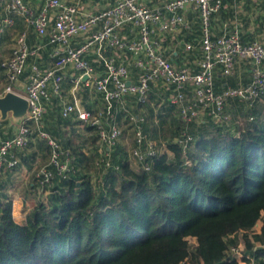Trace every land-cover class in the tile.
Segmentation results:
<instances>
[{
  "label": "trees",
  "instance_id": "1",
  "mask_svg": "<svg viewBox=\"0 0 264 264\" xmlns=\"http://www.w3.org/2000/svg\"><path fill=\"white\" fill-rule=\"evenodd\" d=\"M234 74L216 75V91L238 86ZM132 97L137 106L152 108L150 97L143 103ZM258 99L252 105L229 99L246 109L233 127L229 108L228 125L187 123L176 114L177 137L167 145L171 155L155 147L154 157L134 164L115 153L119 141L101 147L92 126L83 128L93 136L88 154L57 139L74 159L73 169L56 179V191L35 185L41 197L23 222L14 220L12 201L0 197V264H238L231 249L240 238L243 260L264 264V119ZM137 115L148 133L147 116ZM69 117L60 115V122ZM28 146L14 150L18 163L8 171L19 167L18 154ZM93 162L94 172L87 168Z\"/></svg>",
  "mask_w": 264,
  "mask_h": 264
},
{
  "label": "built area",
  "instance_id": "2",
  "mask_svg": "<svg viewBox=\"0 0 264 264\" xmlns=\"http://www.w3.org/2000/svg\"><path fill=\"white\" fill-rule=\"evenodd\" d=\"M82 2L44 0L40 11L34 13L24 0H8L6 14L0 19V35L14 25V15H22L33 24L42 44L30 46L27 33L22 31L16 35L10 55L0 62L6 74L0 95L15 91L17 81L25 76L22 95L28 100L27 114L15 126L14 133L8 137L0 135V184L4 168L12 169L18 163L14 150L29 145L33 130L49 147L48 161L34 172V183L40 191H56V179L73 169V153L40 126L44 102L54 95L61 96L65 80L72 82L74 89L81 84L92 87L102 97L103 104L94 109L82 107L75 99L65 102L60 107V115H75L81 126L94 127L100 146L106 149L114 146L122 136V129L115 120V109L127 96H135L139 103L149 101L148 93L153 84L162 83L169 88V102L178 108L179 117L187 123L205 118L208 122L228 125L229 99L239 98L252 105L264 94V40L243 41L237 28L224 27L221 34H212L210 19L220 11L222 0H168L161 7L152 8L138 0H112L110 5L95 11H84ZM187 7L196 9L200 18L201 53L194 70L187 64L173 66L161 52L158 40L153 38L161 32L187 26L182 14ZM126 25H130L135 34L130 40L121 36L120 31ZM43 46L50 47L49 67L28 61ZM107 46L130 54L132 65L114 55H105L103 51ZM185 50H192L190 42L185 44ZM92 53L102 65L101 72L94 70L89 59ZM241 62L251 64L249 82L216 91V71L222 76L231 75ZM135 68L138 76L134 81ZM73 72L76 75H72ZM84 75H87L85 79ZM128 116L135 125V145L131 154L144 162L147 157H154L157 149L143 132V117L132 113ZM182 140L178 142L184 141L183 146L186 145ZM185 163H191L188 157ZM109 164L106 160V165ZM144 167L149 169L147 165ZM231 250V257L238 264H254L252 258L249 262L243 260L245 255L239 246Z\"/></svg>",
  "mask_w": 264,
  "mask_h": 264
},
{
  "label": "crops",
  "instance_id": "3",
  "mask_svg": "<svg viewBox=\"0 0 264 264\" xmlns=\"http://www.w3.org/2000/svg\"><path fill=\"white\" fill-rule=\"evenodd\" d=\"M27 6L38 13L44 3V0H24ZM65 2H73V0H63ZM142 4L152 8L161 7L168 0H138ZM112 0H83L82 9L84 11H95L110 5ZM8 3V2H7ZM7 4L0 2V19L6 14ZM182 14L186 21L187 26H178L173 31L161 32L159 35H155L153 38L158 40L160 45V50L167 57L173 66L180 67L183 64H187L191 69H195L196 60L199 58L200 49V18L198 11L192 7H187L182 11ZM211 31L214 36L219 35L223 32L224 27L227 29L237 28L240 33V37L243 41H250L253 38H260L264 40V0H222V7L218 13L211 16L210 19ZM25 31L27 33V42L30 46H35L42 44L41 38L36 35L33 24L28 23L22 15H14V25L6 30L0 35V62L6 59L12 50L15 42L16 35L20 32ZM121 36L126 39H132L135 34L132 32L130 25H126L121 31ZM79 39H76V43ZM44 42V41H43ZM190 42L192 44V50H185V44ZM49 46H43L35 56L29 57V62H36L43 67H49L51 64V59L49 58ZM105 55H114L118 60H124L130 66L133 63L132 57L128 53H123L121 51H115L112 47H106L104 49ZM91 63L96 72L102 71V65L99 62L96 54L92 53L89 56ZM251 64L250 62H241L237 65L235 70V77L239 81V85L247 82L250 78ZM218 71V70H217ZM216 71L217 76H221ZM134 74H132V79L135 81L138 76V70L133 69ZM76 75L75 72L72 75ZM3 76V85L6 83V74L0 69V80ZM226 81L221 84L226 85ZM25 84V76H21L19 81L16 83L14 88L16 92L23 93ZM87 85H79L76 89L73 88L72 82L65 80L62 84L61 96L54 95L51 97L50 101L44 102V112L40 122V126L53 138L60 139L63 138L70 143L72 147L80 146V149L88 154L92 150V139L90 138V133L83 129L80 121L75 115H70L66 123L60 122V107L63 103L75 99L82 107L86 109H94L103 104L102 97L100 94L93 90L94 96L85 94L83 100H81V95L79 93L84 91ZM1 87V88H2ZM169 88H167L162 83H156L151 85L149 90V97L153 94L157 99L158 103L153 106L154 110L158 108L163 110L166 108V101L168 100ZM85 93V92H84ZM167 93V94H166ZM167 95V97H166ZM83 97V96H82ZM150 102V101H149ZM131 108L132 105H129ZM177 114H178V108ZM119 110H115L116 112ZM136 115L138 113H135ZM205 120L202 118L200 121ZM0 128V135L3 137L11 136L15 131V126L17 124L12 123L9 119ZM86 126V125H85ZM31 136V142L28 148L20 151L18 154V159L20 165L13 171H8L6 168L3 170V186L0 190V197L4 200L10 199L12 201V216L15 221L23 222L25 218V213L29 210L32 205H29L28 199L30 195H33V199L36 198V193L40 192L37 190L34 184L33 169L34 163L46 159L43 157V147L40 142L37 133ZM40 140V141H39ZM75 148V147H74ZM32 165V166H31ZM32 172V173H31ZM5 174V175H4ZM28 175L31 176L30 181L27 182L28 187L23 191L16 190L15 184L16 179L21 178V180ZM10 182V185L7 182ZM22 184V182H20ZM26 185V184H25ZM39 196V195H38ZM37 199V198H36Z\"/></svg>",
  "mask_w": 264,
  "mask_h": 264
},
{
  "label": "rangeland",
  "instance_id": "4",
  "mask_svg": "<svg viewBox=\"0 0 264 264\" xmlns=\"http://www.w3.org/2000/svg\"><path fill=\"white\" fill-rule=\"evenodd\" d=\"M0 2L7 4L8 0H0ZM2 85H3V76L0 80V89L3 88ZM84 89H85L84 91H81L79 93V96L81 95V100H83L86 93L89 94L90 96L95 95L93 93L92 87L90 88L89 86H86V88H84ZM166 97H167V95H166ZM123 100H124V102H122V104L116 108L119 111H117L116 115H115V120L117 119L118 125L122 129V136L119 140V148L116 149V151H115V153L118 155V157L121 155H125L127 157L126 159H128L133 164L136 162L135 158L131 154V150L134 146V131H135L134 128H135V125L128 118V113H135L136 112L134 110L135 108H138L137 109L138 113L143 114L144 116L146 115L148 118V120H146V121L148 122L149 131H148V133L144 132L146 135V138L148 140L152 141V143L158 149L159 152L168 151L169 155H171V152L168 150L167 145L171 142H174L175 138L177 137L175 128H176V122L178 120L176 118L177 117V115H176L177 109H176L175 105L171 104L169 101H166L165 102L166 108H165V110L162 111V113H160L161 110H158V108H156L154 110V108H153V106L158 103L157 99L154 97L153 94L151 95L150 102L148 103L152 108H149L147 105L137 106V104L135 103V99H133L132 96H127ZM256 101H258L256 108L262 114V116H260L261 117L260 120H263L264 119V97H260ZM129 105H132L133 107L131 108ZM244 105H245L244 103L236 102L234 100L229 103V105H228L229 111H232L234 113V116L232 117V121L230 124L232 127L236 125V122H238V120L241 121L244 119V113L246 112ZM231 115H232V113H231ZM160 121H161V125L163 126L162 128H160L161 126L159 125ZM196 122H199V121L197 120V121H195V123ZM195 126H197V125L195 124ZM195 126H193V128H195ZM158 128H160V135H158L157 138H154L153 132L156 131ZM34 135H36V134L33 130L32 136H34ZM91 137L93 138V136H91ZM40 142L42 143V147H43V157H45L46 151H48V145L44 140H41ZM118 157H116V158H118ZM48 159H49V155H47L46 159H42V161L35 162L33 171L35 172L36 169L39 166H41L42 164L46 163L48 161ZM95 160H96V158L94 159V161ZM96 167L97 166L95 165L94 162H93V164H89V163L87 164L88 170H91L93 172L96 171L95 170ZM30 179H31L30 175L23 178L22 180H21V178H18V179H16L15 184H12V187H14V185H15L16 188H14V189L21 190V191H23L24 188L26 187V190H27V187H28L27 182L30 181ZM20 182H22V184ZM7 183L10 185L9 181ZM36 194L37 195H35V196L37 199L36 198L33 199V195L29 196L30 197L28 199L29 205H32L41 197V196L38 197V195L41 194L40 192L39 193L37 192ZM259 225H260V223H258V225H256V228H258ZM239 244L240 245H238V246L240 247L241 251L244 252V244H243V240L241 238L239 239ZM242 264H245V263H242Z\"/></svg>",
  "mask_w": 264,
  "mask_h": 264
},
{
  "label": "water",
  "instance_id": "5",
  "mask_svg": "<svg viewBox=\"0 0 264 264\" xmlns=\"http://www.w3.org/2000/svg\"><path fill=\"white\" fill-rule=\"evenodd\" d=\"M87 75H84V79ZM129 84V82L127 83ZM28 111V100L16 91H6L0 95V120H10L20 124Z\"/></svg>",
  "mask_w": 264,
  "mask_h": 264
}]
</instances>
